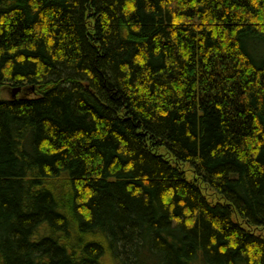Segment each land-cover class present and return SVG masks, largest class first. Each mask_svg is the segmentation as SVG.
<instances>
[{"label": "trees", "instance_id": "16d2710c", "mask_svg": "<svg viewBox=\"0 0 264 264\" xmlns=\"http://www.w3.org/2000/svg\"><path fill=\"white\" fill-rule=\"evenodd\" d=\"M0 264H264V0H0Z\"/></svg>", "mask_w": 264, "mask_h": 264}, {"label": "rangeland", "instance_id": "374dc122", "mask_svg": "<svg viewBox=\"0 0 264 264\" xmlns=\"http://www.w3.org/2000/svg\"><path fill=\"white\" fill-rule=\"evenodd\" d=\"M16 89H17V88H15L14 90H16ZM14 90H12V91H10V90H9V91H6V94H5V95H6L7 97H12V96H13V92H14ZM19 91H20V90H19ZM19 91H18V92H19ZM20 92H21V91H20Z\"/></svg>", "mask_w": 264, "mask_h": 264}, {"label": "water", "instance_id": "95a60500", "mask_svg": "<svg viewBox=\"0 0 264 264\" xmlns=\"http://www.w3.org/2000/svg\"><path fill=\"white\" fill-rule=\"evenodd\" d=\"M19 90H20V89H16V90H14V92H13V96H16V94L18 93Z\"/></svg>", "mask_w": 264, "mask_h": 264}]
</instances>
